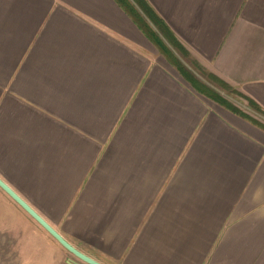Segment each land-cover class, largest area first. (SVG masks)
<instances>
[{
	"label": "crops",
	"instance_id": "crops-1",
	"mask_svg": "<svg viewBox=\"0 0 264 264\" xmlns=\"http://www.w3.org/2000/svg\"><path fill=\"white\" fill-rule=\"evenodd\" d=\"M131 1L0 0V177L103 264H264V127L169 44L264 109V0H148L164 36Z\"/></svg>",
	"mask_w": 264,
	"mask_h": 264
},
{
	"label": "rangeland",
	"instance_id": "rangeland-1",
	"mask_svg": "<svg viewBox=\"0 0 264 264\" xmlns=\"http://www.w3.org/2000/svg\"><path fill=\"white\" fill-rule=\"evenodd\" d=\"M154 27L155 25L153 26V29ZM156 30L159 35H165L166 30L164 28L156 26ZM169 44L174 50L172 52H176L177 55L184 60V67L188 69V72L193 76V78H196L198 85L204 90L203 92H205L207 96L217 101H219L220 98L230 101L252 117L256 118L264 127V111H261L256 106L252 105L249 100H247L234 86L210 72L191 55L183 52L182 48L178 46V44L176 45L174 42H169ZM222 105L225 104L223 103ZM0 206L2 207L1 209L13 212L12 222L14 226L27 228L29 233L27 234L29 243H25L21 247V252L19 249L17 250V252L20 253V256L17 255L15 250L13 251L11 257L7 253V258H5L3 253H0V264H72L68 261V256L73 258L74 255L67 251V249H59L58 247H54L51 244L44 242L42 235L36 229L34 221L31 217H28L24 213L22 214L18 205L15 203L11 204L3 202ZM52 249H55V251ZM74 258L76 257L74 256Z\"/></svg>",
	"mask_w": 264,
	"mask_h": 264
},
{
	"label": "water",
	"instance_id": "water-1",
	"mask_svg": "<svg viewBox=\"0 0 264 264\" xmlns=\"http://www.w3.org/2000/svg\"><path fill=\"white\" fill-rule=\"evenodd\" d=\"M0 187L5 190L12 198L20 204L26 211L36 219L62 246L71 252L76 258H70L72 264H103L86 252L75 247L64 235L60 232L24 199L14 188H12L4 179L0 177Z\"/></svg>",
	"mask_w": 264,
	"mask_h": 264
},
{
	"label": "trees",
	"instance_id": "trees-1",
	"mask_svg": "<svg viewBox=\"0 0 264 264\" xmlns=\"http://www.w3.org/2000/svg\"><path fill=\"white\" fill-rule=\"evenodd\" d=\"M140 7L141 9L147 14V16H149V18H151V20H153L158 26H160L161 28H165V24L163 22V20L160 18V16L157 14V12H155V10L153 9V7L151 6V4L149 3L148 0H134ZM122 2L125 4L126 7H130V11L135 10L136 8L134 6V4L132 3L131 0H122ZM240 93L247 99L249 100V102L256 106L259 110L264 111V109H262L260 107V105L252 100V98L246 96L245 94H243L241 91ZM219 100V99H218ZM222 100V101H221ZM222 104L224 103L226 106H228V108L236 111L237 113H239V115H243L247 118H249L250 120H252L254 123L260 125L263 127L262 123H260L256 118L252 117L251 115H249L248 113H246L245 111H243L240 107H238L237 105L231 103L230 101H227L223 98H220L219 100ZM227 103V104H226Z\"/></svg>",
	"mask_w": 264,
	"mask_h": 264
}]
</instances>
